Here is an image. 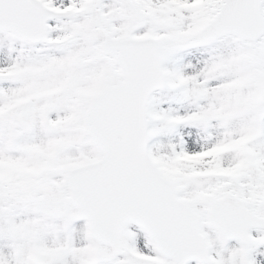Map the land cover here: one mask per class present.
Returning <instances> with one entry per match:
<instances>
[{
    "label": "snow or ice",
    "instance_id": "1",
    "mask_svg": "<svg viewBox=\"0 0 264 264\" xmlns=\"http://www.w3.org/2000/svg\"><path fill=\"white\" fill-rule=\"evenodd\" d=\"M0 264H264V0H0Z\"/></svg>",
    "mask_w": 264,
    "mask_h": 264
}]
</instances>
